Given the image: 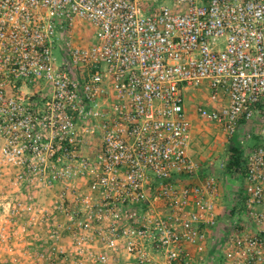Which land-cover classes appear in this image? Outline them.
I'll return each mask as SVG.
<instances>
[{"label":"built area","instance_id":"obj_1","mask_svg":"<svg viewBox=\"0 0 264 264\" xmlns=\"http://www.w3.org/2000/svg\"><path fill=\"white\" fill-rule=\"evenodd\" d=\"M81 21L93 43L68 36ZM201 87L202 120L236 136L258 119L264 0H0L1 156L16 171L5 209L17 227L68 233L58 256L76 264H191L193 252L207 264L221 187L212 175L184 182L200 174L185 103ZM244 159L222 264H264V148Z\"/></svg>","mask_w":264,"mask_h":264},{"label":"rangeland","instance_id":"obj_2","mask_svg":"<svg viewBox=\"0 0 264 264\" xmlns=\"http://www.w3.org/2000/svg\"><path fill=\"white\" fill-rule=\"evenodd\" d=\"M67 34L76 44L86 45L94 42L93 28L83 21L75 23ZM53 55L57 63L62 61L59 49H55ZM202 105H207L206 88L191 89L186 94L185 103V110L192 125L188 155L199 167L200 174L198 177L184 178V182L196 183L201 180L200 178L212 175L220 184L222 202L219 208L223 209L224 217L208 235L201 256L204 261L209 259L207 264H222L221 243L228 230L229 217L232 216L228 211L234 203L238 204L239 196L243 195L244 185L243 177H235L225 171L227 149L232 144H238L246 151L258 145L264 148V109L257 120L241 128L236 136H231L223 125L209 123L197 115L196 109ZM2 146L3 142L0 139V264H76L74 259L58 256V247L70 251L68 233L59 235L60 239L55 242L51 233L42 228L35 229L34 233L28 230L21 231L8 212L11 207H8V211L5 209L6 203L11 204V197L7 196H13L19 186L14 183L16 171L1 156ZM38 253H44L50 261L41 259ZM193 254L191 264H200V255L194 252Z\"/></svg>","mask_w":264,"mask_h":264},{"label":"trees","instance_id":"obj_3","mask_svg":"<svg viewBox=\"0 0 264 264\" xmlns=\"http://www.w3.org/2000/svg\"><path fill=\"white\" fill-rule=\"evenodd\" d=\"M228 160L225 165L226 173H229L235 177H243L245 172V159H244V148L238 144H232L227 149ZM242 201V195L239 196L238 203ZM235 208V207H234ZM232 209L230 213H233L235 209Z\"/></svg>","mask_w":264,"mask_h":264},{"label":"crops","instance_id":"obj_4","mask_svg":"<svg viewBox=\"0 0 264 264\" xmlns=\"http://www.w3.org/2000/svg\"><path fill=\"white\" fill-rule=\"evenodd\" d=\"M223 209L221 208V211H222ZM224 212V211H223ZM222 212V215H220V218H221V220H222V217H224V213ZM220 220V221H221Z\"/></svg>","mask_w":264,"mask_h":264}]
</instances>
